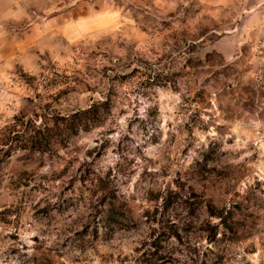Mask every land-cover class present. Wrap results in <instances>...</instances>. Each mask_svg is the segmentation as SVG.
Listing matches in <instances>:
<instances>
[{
	"label": "rangeland",
	"instance_id": "obj_1",
	"mask_svg": "<svg viewBox=\"0 0 264 264\" xmlns=\"http://www.w3.org/2000/svg\"><path fill=\"white\" fill-rule=\"evenodd\" d=\"M0 264H264V0H0Z\"/></svg>",
	"mask_w": 264,
	"mask_h": 264
},
{
	"label": "trees",
	"instance_id": "obj_2",
	"mask_svg": "<svg viewBox=\"0 0 264 264\" xmlns=\"http://www.w3.org/2000/svg\"><path fill=\"white\" fill-rule=\"evenodd\" d=\"M109 102V99L105 100V101H102L100 103H93L90 107L84 109L81 111V113L79 114L81 117L78 119L79 123L81 124V122L83 121V119L85 118H88L91 114H97L98 113V109H97V105H103V104H108ZM77 115H73L72 118H71V125H72V122L75 121V118H76ZM70 117V116H69ZM95 124V123H94ZM75 128H80L79 126H76ZM169 195H172V192L170 191L167 195H164L162 196V200L165 201L164 202V205L167 206V199H168V196ZM109 205V208H108V211H107V218H110V217H113L115 215H118L119 213L115 212V206H114V201L113 200H110L108 201L107 203ZM120 212V211H118ZM213 215H218L217 213H213ZM226 217H223L222 218V223L226 224ZM111 222V221H110ZM114 222V221H113ZM116 223V221L114 222ZM158 238V236L156 237ZM154 248V251H153V255H158L160 253V246L158 244L155 243H152L151 244Z\"/></svg>",
	"mask_w": 264,
	"mask_h": 264
}]
</instances>
